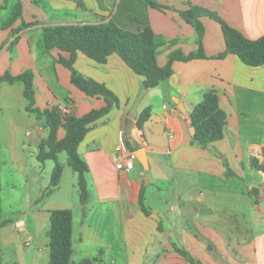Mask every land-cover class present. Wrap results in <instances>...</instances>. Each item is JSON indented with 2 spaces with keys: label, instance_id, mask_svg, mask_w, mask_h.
Returning a JSON list of instances; mask_svg holds the SVG:
<instances>
[{
  "label": "crops",
  "instance_id": "1",
  "mask_svg": "<svg viewBox=\"0 0 264 264\" xmlns=\"http://www.w3.org/2000/svg\"><path fill=\"white\" fill-rule=\"evenodd\" d=\"M48 1L54 10L81 12L73 20H57L37 0H0V78L31 72L34 107H71L76 117L106 103L72 83L71 70L60 62L70 60V53L40 49L43 27L109 20L133 32L150 27L167 42L158 56L162 67L174 50L190 54L199 49L198 32L181 15L192 6L217 14L248 39L264 36V0H152L161 8L142 0H119L116 11L118 0ZM17 3L22 14L8 25ZM23 23L30 26L22 28ZM202 23L207 58L175 61L172 76L152 89H144L143 77L117 54L105 64L76 54L74 68L120 100L119 107L91 126L78 148L88 166L85 204L79 197L73 207L58 206L65 200L67 179L72 186L78 182L67 160L59 190L46 195L55 167L53 160L38 159L49 132L46 120L26 110L24 82L1 83L0 264H49L51 211L57 209L73 212L72 264L99 254L100 264H264V173L250 167L252 155L264 165V67H249L234 54L216 58L226 50L222 26L210 17ZM208 92L218 95L227 115L224 137L212 147L237 176H226L224 158L211 148L194 144L176 103L191 114ZM147 108L151 117L140 130L137 121ZM128 119L135 124L133 143L152 164L150 175L138 160L130 172L116 168L120 139L128 137ZM64 136L60 128L58 139ZM145 176L151 177L148 185ZM150 187L154 191L149 193ZM143 188L150 215L140 205ZM174 245L188 250L195 261L178 254Z\"/></svg>",
  "mask_w": 264,
  "mask_h": 264
},
{
  "label": "trees",
  "instance_id": "2",
  "mask_svg": "<svg viewBox=\"0 0 264 264\" xmlns=\"http://www.w3.org/2000/svg\"><path fill=\"white\" fill-rule=\"evenodd\" d=\"M8 1L4 0L5 3ZM142 1L153 8H161L155 1ZM21 14L22 5L21 3H17L8 25H11ZM181 15L198 32L199 49L197 52L190 54H185L181 49L174 50L169 54L167 64L163 67L158 63V56L161 49L167 45V42L162 36L155 34L150 27L133 32L119 27L116 23L109 20L100 23L63 24L42 28L39 42L40 49L45 53H49L55 48L70 53V60L60 59V62L71 70L72 83L88 96L102 97L106 103L103 108L93 110L82 117L74 115L64 116L58 107L46 110L35 108L33 76L29 71L19 76L6 74L0 78V85L3 82H8L9 84H15L19 81L24 82V96L27 101L26 110L35 114L39 119L45 118L46 120V127L49 132L48 136L40 143L38 159L40 162L47 160L55 162L46 195L53 194L60 187L64 166L59 162V155L66 153L68 165L78 175L77 184L80 201L82 204L88 201L89 193L86 180L88 166L81 158L78 148L91 129V126L108 115L112 109L120 106V100L113 91L103 84L84 76L74 68V61L78 52H82L90 60L99 64H105L111 55L117 54L136 74L143 77L144 89H152L172 76L175 61L187 62L194 59L207 58L202 44L205 32L202 18L210 17L221 24L226 43L225 52L219 54L216 58L222 59L228 54H234L249 67H264V36L256 40L248 39L240 31L224 22L217 14L201 7L192 6L187 11L181 12ZM29 26L26 23L22 24V28ZM190 116L195 128V135L193 136L194 144L202 148H208L224 137L227 115L220 108L219 98L215 92L206 93L203 100L193 108ZM150 117V108L145 109L141 113L137 121V126L140 130L143 129ZM60 128L65 130V136L61 140L58 139ZM127 146L132 151L140 149L138 145L130 142L128 138ZM211 149L220 158H224L215 148L212 147ZM224 163L226 166V176H237L229 167L225 158ZM250 167L264 173V165L261 164L257 156H251ZM144 191L145 188L142 189L140 194V205L143 212L146 215H150V212L145 207ZM253 191L255 194L258 193V190ZM50 221L49 264H72L74 255L72 245V210H53L51 211ZM160 231H162V228H160ZM174 249L190 262L193 263L195 261L185 249L177 245H174ZM101 262L102 256L99 254L93 258H85L78 264H100Z\"/></svg>",
  "mask_w": 264,
  "mask_h": 264
},
{
  "label": "rangeland",
  "instance_id": "3",
  "mask_svg": "<svg viewBox=\"0 0 264 264\" xmlns=\"http://www.w3.org/2000/svg\"><path fill=\"white\" fill-rule=\"evenodd\" d=\"M37 1L39 2V7L41 8L42 11L46 12L49 16H54L55 18H57V20H59V19L73 20L81 12L80 11L79 13L76 14V12L71 11V10H54L53 6L50 5L48 0H37ZM74 1H79V0H74ZM119 4H120V1L118 0V2L115 5V11L118 9V5ZM82 11H83V8H82ZM40 39H41V37H40ZM25 141L27 142L28 140L26 139ZM66 160H67L66 153H61L60 156H59V162L60 163H65ZM226 161H227L229 167L232 169V167L229 164L228 160H226ZM224 165H225V163H224ZM150 166L151 167H150V170H149V175L151 173H153V168H152V164L151 163H150ZM69 170H71V169H69ZM69 172H70V174H73L72 173L73 171H69ZM137 172H138V169H137ZM62 188H63L62 189L63 190L62 191V195H64L65 200L60 201L58 206L73 207L74 200L75 201H79V197H80L79 196V189H78L77 181H76L75 185L72 186V184H70V182L67 179V181L64 183ZM152 191H154V187H150V189L148 190L149 193L152 192ZM157 203H159V201H157ZM90 207H94L95 208L96 206L92 204ZM75 213L76 214L78 213L77 209L75 210ZM258 231H260V228H258ZM29 250H31V248Z\"/></svg>",
  "mask_w": 264,
  "mask_h": 264
},
{
  "label": "built area",
  "instance_id": "4",
  "mask_svg": "<svg viewBox=\"0 0 264 264\" xmlns=\"http://www.w3.org/2000/svg\"><path fill=\"white\" fill-rule=\"evenodd\" d=\"M64 116L73 115V109L70 107H59ZM120 157L116 161V168L124 172H130L135 167V162L138 160L136 152L132 151L127 146V138L122 136L118 146Z\"/></svg>",
  "mask_w": 264,
  "mask_h": 264
},
{
  "label": "water",
  "instance_id": "5",
  "mask_svg": "<svg viewBox=\"0 0 264 264\" xmlns=\"http://www.w3.org/2000/svg\"><path fill=\"white\" fill-rule=\"evenodd\" d=\"M178 107H179V110L182 112V114L185 116L189 126H190V134L192 136L195 135V128L193 127V122H192V119H191V116L190 114L188 113V111L186 110V108L184 107L183 104L181 103H178ZM135 124L132 120L128 119L127 120V138L129 139L130 142H133V128H134ZM208 148H212V146H209ZM136 155H137V158H138V161L143 165L144 169L146 171H149L150 170V163L148 161V157H147V154L145 152L144 149H140L138 151H136ZM151 180V177L150 176H145V185H148L149 182Z\"/></svg>",
  "mask_w": 264,
  "mask_h": 264
}]
</instances>
